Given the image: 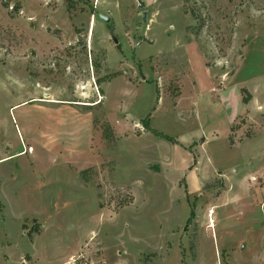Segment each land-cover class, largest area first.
Here are the masks:
<instances>
[{"label":"rangeland","instance_id":"rangeland-1","mask_svg":"<svg viewBox=\"0 0 264 264\" xmlns=\"http://www.w3.org/2000/svg\"><path fill=\"white\" fill-rule=\"evenodd\" d=\"M263 163L264 0H0V264H251Z\"/></svg>","mask_w":264,"mask_h":264},{"label":"crops","instance_id":"crops-1","mask_svg":"<svg viewBox=\"0 0 264 264\" xmlns=\"http://www.w3.org/2000/svg\"><path fill=\"white\" fill-rule=\"evenodd\" d=\"M109 18V17H108ZM38 101H46V100H41L37 99ZM251 147L250 144H247L246 148ZM264 172V163L260 167L257 168L252 174L248 175L249 179H252V177L259 175ZM253 182V181H252ZM256 183L253 182V185ZM257 189H259V186H256ZM263 189V188H262ZM264 190V189H263ZM259 193V192H258ZM257 193V197L255 198L256 201H258L257 206L259 208V212L257 213V216H251L252 210H254L253 204H251V199L248 198L247 196H240L238 199V205H241L244 213H243V218L244 221L248 223H251L250 229L246 231V235L244 236L241 234L239 239H243L240 241V245H242V242H245L246 244L243 245L242 253L239 254V257H241V260L244 262L246 260L247 256L249 257L248 259L251 261V264H264V235L262 236L261 231L259 230L260 227L264 226V208H263V203H264V195L261 196L260 193ZM261 205V207H260ZM225 206V205H223ZM256 206V207H257ZM214 212V211H213ZM231 217L230 213H226L224 217V222L226 224V221L228 223V220ZM258 217V218H257ZM212 220V218L210 217ZM209 219V221H210ZM258 219H260V223H258ZM243 220V219H242ZM231 221V218L229 219ZM262 229V228H261ZM249 234V236H248ZM247 238V239H245ZM250 246V247H249ZM241 247V246H240ZM251 251L250 254L247 255V251ZM262 250V251H261Z\"/></svg>","mask_w":264,"mask_h":264},{"label":"built area","instance_id":"built-area-1","mask_svg":"<svg viewBox=\"0 0 264 264\" xmlns=\"http://www.w3.org/2000/svg\"><path fill=\"white\" fill-rule=\"evenodd\" d=\"M252 180L253 182L257 183V186L264 188V173L260 175L259 177H256V176L252 177ZM263 208H264V203H263Z\"/></svg>","mask_w":264,"mask_h":264},{"label":"bare ground","instance_id":"bare-ground-1","mask_svg":"<svg viewBox=\"0 0 264 264\" xmlns=\"http://www.w3.org/2000/svg\"><path fill=\"white\" fill-rule=\"evenodd\" d=\"M209 213H210V214H209V216L211 217V215H212L213 211H210ZM208 227H210V228L212 227V222H211V219H210V223H209V226H208Z\"/></svg>","mask_w":264,"mask_h":264},{"label":"water","instance_id":"water-1","mask_svg":"<svg viewBox=\"0 0 264 264\" xmlns=\"http://www.w3.org/2000/svg\"><path fill=\"white\" fill-rule=\"evenodd\" d=\"M104 19L106 20V21H109V18L108 17H106V16H104ZM203 140H201V142H202Z\"/></svg>","mask_w":264,"mask_h":264},{"label":"trees","instance_id":"trees-1","mask_svg":"<svg viewBox=\"0 0 264 264\" xmlns=\"http://www.w3.org/2000/svg\"><path fill=\"white\" fill-rule=\"evenodd\" d=\"M249 101V98L247 97V98H245V102H248Z\"/></svg>","mask_w":264,"mask_h":264}]
</instances>
